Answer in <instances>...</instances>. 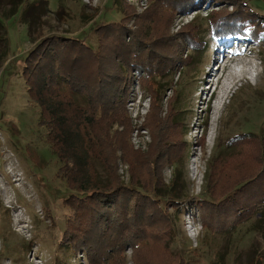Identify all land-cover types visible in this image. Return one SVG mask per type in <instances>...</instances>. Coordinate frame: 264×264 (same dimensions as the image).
Listing matches in <instances>:
<instances>
[{
  "label": "rangeland",
  "instance_id": "obj_1",
  "mask_svg": "<svg viewBox=\"0 0 264 264\" xmlns=\"http://www.w3.org/2000/svg\"><path fill=\"white\" fill-rule=\"evenodd\" d=\"M235 1L246 4L256 20L264 21V0ZM206 3L169 18L165 11L151 8L150 0H0V264H90L85 250L75 255L61 243L73 213L65 200L74 190L60 177L61 163L46 141L39 108L27 92L23 62L35 39L50 35L78 37L95 47V29L126 16L125 4L131 5L133 13L125 17L131 30L150 33L151 25L153 38L160 42L178 36L181 56L174 73L158 81V113L157 109L150 112L152 95L142 83L145 73L139 75L144 100H136L132 109L126 107L131 120L127 155L140 172L134 181L153 188L162 172L161 180L167 184L163 206L174 217L168 245L141 248L140 257L151 264H264V203L249 220L229 232L203 227L197 208L202 200L215 202L227 193L220 189L225 180L217 188L214 174L223 169L219 158L226 163L227 156L236 155L238 147L232 140L244 133L264 136V40L253 41L240 34L214 40L210 15L224 7L232 11L234 5L223 0ZM32 7L35 14L28 16L32 20L29 30L22 15ZM192 27L199 47L188 43ZM233 53L239 54L234 55L236 61H228ZM212 60L215 71L219 66L216 61L224 71L217 72L222 76L220 85L209 90L205 74ZM242 62L248 66L245 76L229 79ZM73 96L86 104L84 96ZM170 108L179 126L168 117ZM154 121L168 125L167 136L160 134ZM117 128L115 125L112 131ZM164 138L177 157L171 163L166 156L157 173L154 165L144 164V157L154 160L148 155L160 150ZM118 156V175L130 186V165L122 151ZM243 164L234 163L228 174H244ZM95 166L105 181L106 170L98 160ZM173 199L180 205H174ZM133 204L131 199L130 207ZM125 264H135L131 247L126 249Z\"/></svg>",
  "mask_w": 264,
  "mask_h": 264
},
{
  "label": "trees",
  "instance_id": "obj_2",
  "mask_svg": "<svg viewBox=\"0 0 264 264\" xmlns=\"http://www.w3.org/2000/svg\"><path fill=\"white\" fill-rule=\"evenodd\" d=\"M206 1L150 0L153 4L150 6L156 12L165 11L170 18L176 12L197 9ZM223 1L233 4L234 9L224 7L210 15L214 40L239 34L253 41L264 40V21L256 20L241 1ZM125 7L121 11L127 13L121 20L109 21L95 29V47L78 37L50 35L40 41L35 39V46L23 62L27 92L39 108V122L46 130V141L61 163L60 177L74 190L65 200L73 213L61 243L71 247L75 255L85 250L90 264H125L129 247L133 249L135 264H151L140 257V249L150 245L165 247L173 238L174 217L163 206L167 184L162 181V172L153 188L134 181L140 172L127 155L131 120L126 107L133 72L137 71L146 74L142 83L148 85L152 95L150 112L157 109L158 113L157 97L161 92L158 81L173 74L180 61L178 36L160 42L153 38L151 25L150 33L131 30L125 21V17L133 15L129 11L131 5ZM34 14L32 7L22 15L29 30L32 20L28 16ZM194 30L192 27L188 32V43L196 47L199 43ZM73 94L84 96L86 104H80ZM171 109L168 117L179 126ZM154 123L163 137L168 135V125H162L161 121ZM115 125L120 128L112 131ZM165 139L159 140V151L148 155L154 160L144 157V164L154 165L157 173L166 156L171 163L177 157ZM232 143L238 147L236 155L227 156L226 163L224 158H219L223 169L214 174L216 187L220 188L225 180L226 185L220 189L227 193L215 202L202 200L197 207L203 227L214 232L232 231L249 220L259 204L264 203V136L244 133ZM119 151L132 171L130 186L124 185L118 175ZM96 160L107 172L105 181L98 175ZM238 161L245 163L244 174H228ZM171 202L180 205L175 199Z\"/></svg>",
  "mask_w": 264,
  "mask_h": 264
},
{
  "label": "built area",
  "instance_id": "obj_3",
  "mask_svg": "<svg viewBox=\"0 0 264 264\" xmlns=\"http://www.w3.org/2000/svg\"><path fill=\"white\" fill-rule=\"evenodd\" d=\"M214 0H208L207 1V5L208 4H214ZM139 73L137 71L133 72V81L131 84V90H130V99L128 100L127 106L131 107V109L135 106V102L136 100H138L139 102H142L144 100L143 98V90L142 87L140 85V78H139Z\"/></svg>",
  "mask_w": 264,
  "mask_h": 264
},
{
  "label": "bare ground",
  "instance_id": "obj_4",
  "mask_svg": "<svg viewBox=\"0 0 264 264\" xmlns=\"http://www.w3.org/2000/svg\"><path fill=\"white\" fill-rule=\"evenodd\" d=\"M250 51V50H249ZM238 53H240L241 55L244 53V52H238ZM234 55H239V54H236V53H233L231 56H229V58H227V60L228 61H236L235 59V57H234ZM226 58H224L223 56H222V60H225ZM248 62H250V61H248ZM240 64V65H239ZM238 65H239V68H237V70L236 71H233L232 73H231V77L229 78V79H231V80H235V79H237V78H240V77H244L245 76V74L247 73V68L246 67H248L247 66V64H245L244 62H242V63H239ZM210 70H212V69H210ZM250 71V70H249ZM216 84H217V87L220 85V80H219V78L217 79V82H216ZM230 84H231V82H230ZM231 86V85H230Z\"/></svg>",
  "mask_w": 264,
  "mask_h": 264
}]
</instances>
